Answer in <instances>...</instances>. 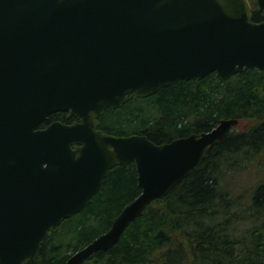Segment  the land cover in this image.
I'll use <instances>...</instances> for the list:
<instances>
[{"label":"water","instance_id":"95a60500","mask_svg":"<svg viewBox=\"0 0 264 264\" xmlns=\"http://www.w3.org/2000/svg\"><path fill=\"white\" fill-rule=\"evenodd\" d=\"M250 69L264 71V0H0V264L34 261L110 169L133 163L139 195L64 264L110 249L238 124L155 144L102 132L105 110ZM58 112L75 121L42 126Z\"/></svg>","mask_w":264,"mask_h":264},{"label":"trees","instance_id":"16d2710c","mask_svg":"<svg viewBox=\"0 0 264 264\" xmlns=\"http://www.w3.org/2000/svg\"><path fill=\"white\" fill-rule=\"evenodd\" d=\"M261 19L253 9L252 20ZM223 119L252 125L232 128L186 178L150 203L110 249L82 264H264V179L250 187L236 181L251 169L264 171V71L245 70L228 80L214 73L181 80L98 118L106 134L145 135L155 144L210 131ZM53 121L70 124L75 119L58 112L42 126ZM139 193L134 164L113 167L100 190L60 224L28 264H64L107 231Z\"/></svg>","mask_w":264,"mask_h":264},{"label":"rangeland","instance_id":"374dc122","mask_svg":"<svg viewBox=\"0 0 264 264\" xmlns=\"http://www.w3.org/2000/svg\"><path fill=\"white\" fill-rule=\"evenodd\" d=\"M250 125H252V122L241 121L235 127L239 130H244ZM261 179H264V171H260L259 173H257L256 169H251L246 174L242 175L241 177H238L236 181L240 185L250 187V185Z\"/></svg>","mask_w":264,"mask_h":264}]
</instances>
